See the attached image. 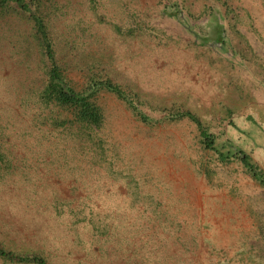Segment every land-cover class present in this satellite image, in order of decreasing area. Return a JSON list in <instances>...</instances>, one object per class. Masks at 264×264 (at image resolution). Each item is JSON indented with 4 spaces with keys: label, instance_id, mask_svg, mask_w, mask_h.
Masks as SVG:
<instances>
[{
    "label": "rangeland",
    "instance_id": "374dc122",
    "mask_svg": "<svg viewBox=\"0 0 264 264\" xmlns=\"http://www.w3.org/2000/svg\"><path fill=\"white\" fill-rule=\"evenodd\" d=\"M37 7L42 27L0 18V246L50 264H264V184L233 156L264 173V0ZM40 43L99 126L18 101V78L51 61Z\"/></svg>",
    "mask_w": 264,
    "mask_h": 264
},
{
    "label": "trees",
    "instance_id": "16d2710c",
    "mask_svg": "<svg viewBox=\"0 0 264 264\" xmlns=\"http://www.w3.org/2000/svg\"><path fill=\"white\" fill-rule=\"evenodd\" d=\"M41 1L42 0H0V18L8 15L11 16L13 13L16 14L17 10L26 22L30 19H34L36 23L38 22V24L42 27L45 15H41L42 12L37 7ZM23 18L20 19L21 23L25 22ZM1 31H3V26H0V32ZM4 36H7V34H4ZM4 36L3 41H5ZM42 46L39 45L42 55H46L47 57L49 56L51 61L49 65H47L44 59H41L40 63L42 66L40 72L35 71L34 74H26L24 77L18 78L19 85L16 87V94L18 91L20 94V99L18 101L25 100L27 105L32 104L31 107H34L37 111V116L44 119V121L48 119H57L56 116H60L59 112H57V114H53V108L58 109L69 107L74 110L76 122L84 123L88 126H99L102 121V112L100 107L91 99V94L84 93L83 90H77L72 84H70L66 76L65 63L63 65V63H58L56 59H54L51 45L46 44L43 48ZM26 47V49L29 47L31 48L29 44H27ZM23 55H25V58L29 55L27 50H25ZM26 60H28V58ZM98 83L112 91L117 92L119 95L122 93L119 86L110 80H102ZM29 85H34L32 89L33 94H31L32 96H25L22 92L25 93ZM20 106L23 105L20 104ZM45 108H49L51 110L50 114L43 113ZM184 114L189 115L190 118L194 119L198 123L200 133L204 137V142L213 147V136L211 133L207 132L198 118L190 112H184ZM37 116L36 113H34L31 117L35 119ZM220 154L222 155V158L228 156V153L220 152ZM233 156H237L248 167L252 176L258 178V180L264 184V173L255 168L256 166L250 162L249 155L247 153H245L241 148H237L233 153ZM0 254L5 257H16L17 260H30L38 264H50L40 255H15L12 252L3 249L1 246Z\"/></svg>",
    "mask_w": 264,
    "mask_h": 264
}]
</instances>
